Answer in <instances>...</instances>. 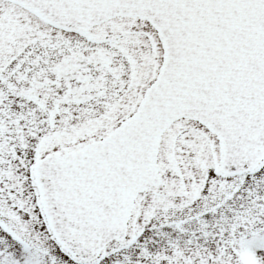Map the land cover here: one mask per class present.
Wrapping results in <instances>:
<instances>
[{"label": "snow or ice", "instance_id": "1", "mask_svg": "<svg viewBox=\"0 0 264 264\" xmlns=\"http://www.w3.org/2000/svg\"><path fill=\"white\" fill-rule=\"evenodd\" d=\"M0 264H264V0H0Z\"/></svg>", "mask_w": 264, "mask_h": 264}]
</instances>
